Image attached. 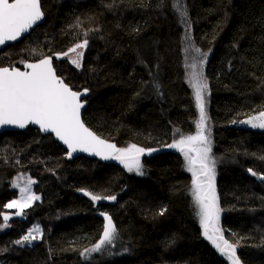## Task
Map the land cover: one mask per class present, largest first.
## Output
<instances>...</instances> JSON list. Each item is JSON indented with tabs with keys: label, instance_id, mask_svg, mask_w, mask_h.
<instances>
[{
	"label": "trees",
	"instance_id": "16d2710c",
	"mask_svg": "<svg viewBox=\"0 0 264 264\" xmlns=\"http://www.w3.org/2000/svg\"><path fill=\"white\" fill-rule=\"evenodd\" d=\"M40 1L44 23L0 51V67L22 68L87 39L80 68L54 60L58 76L90 92L83 120L92 131L146 151L138 174L115 159L70 161L33 127L0 135V228L8 226L0 264H232L204 236L192 175L183 154L168 149L197 132L179 4L191 42L211 53L205 78L219 229L239 264H264V131L234 126L264 111V0ZM20 173L36 181L40 199L18 216L5 205L18 198L10 181ZM85 191L116 199L95 203ZM102 213L125 255L89 263L84 255L96 258L88 250L102 238ZM33 225L41 238L31 247L16 243Z\"/></svg>",
	"mask_w": 264,
	"mask_h": 264
},
{
	"label": "snow or ice",
	"instance_id": "6c2138e0",
	"mask_svg": "<svg viewBox=\"0 0 264 264\" xmlns=\"http://www.w3.org/2000/svg\"><path fill=\"white\" fill-rule=\"evenodd\" d=\"M42 17L40 0H0V45H4L6 41H16ZM87 45L88 40L85 39L83 43H77L69 49V52L76 54L71 59V63L77 68L81 67L83 56V52H78L77 49H83ZM68 54V52L63 53V55ZM56 55L59 58L60 54ZM25 67L30 71L0 67V125H15L20 128L30 123L39 125L41 131L55 133L56 137L67 145L69 156L79 149L94 153L103 159L119 160L129 172L135 170L138 174H142L140 157L146 151L144 148L135 144L128 148H117L116 145L107 143L85 127L81 120V108L84 105L80 97L87 93V89L83 93L73 91L64 79L57 75L50 56L40 59L37 63H27ZM192 68L195 69L196 65L193 64ZM192 81L196 105L200 113L196 135H182L168 146L183 154L187 170L192 173V195L198 208L204 236L222 254L227 255L232 264H239L234 246L224 239L218 228L220 209L214 183L215 161L209 155L211 141L205 134L208 120L205 111V93L208 90V83L202 71H193ZM245 122L251 123L253 127L264 128V111ZM33 183L34 181L29 179L24 185L15 184V187H19L21 198L11 201L5 207L18 209L16 215H21L26 207H30L33 201L39 199V196L31 190ZM84 194L90 196L93 201L116 199L115 196L105 197L87 191ZM102 215L106 221L102 238L88 251H99L102 245L111 244L115 239L116 227L112 218L103 213ZM8 219L9 216L4 215V221ZM39 231L38 228L33 229L16 243L35 240Z\"/></svg>",
	"mask_w": 264,
	"mask_h": 264
},
{
	"label": "rangeland",
	"instance_id": "374dc122",
	"mask_svg": "<svg viewBox=\"0 0 264 264\" xmlns=\"http://www.w3.org/2000/svg\"><path fill=\"white\" fill-rule=\"evenodd\" d=\"M177 11H179V15H180V17L182 19L181 22L185 25V28H186L185 29V32H184L185 35H184V43H183V45H184L183 46L184 67H185L186 72H187V84H188V86L190 87V89H191V91L193 93V102H194V106H195V108L197 110V122H196V125H197V123L199 121V118H200V113H199V109H198V107L196 105L195 90H194V88L192 86L193 85L192 73H193V71H196V72H201L202 71L203 77L205 78V71L207 69V65H208V62H209L211 53H205V54L200 53V51L193 45V43L191 42V35H190L191 32L189 31V26L187 24V19H186V16H185V10H184V8H183V6L181 4L178 5V10ZM82 50L83 49H78V52H82ZM72 55H76V54L75 53H72L70 55V58L73 57ZM70 58H68V59H70ZM193 64L196 65V68L195 69L192 68V65ZM209 107H210V98H209V94H208V90H207V92L205 93V111H206L208 120H207L206 127H205V134L208 135V137H209V139L211 141L210 147H211V150H212V133H211V123H210V119H209ZM257 116H259V114L256 115V116H253V117H257ZM253 117H250L248 119L242 120L240 122H236V123H234V126L239 127V128H243V129L264 131V128H261V127H253L251 123H246L245 122V121L251 120ZM194 135H196V134H194ZM181 136H179L176 140L180 139ZM173 149L175 151H178L175 148H173ZM193 155H194V153H193ZM209 155H210L211 159L214 160L212 158L211 152H210ZM115 161H119V160H115ZM189 173L192 175L191 172H189ZM29 179H31L32 181H34V183L31 185V190L35 194V192H34V186L36 185V181L32 177H30L29 174H27V173H20V174L16 175L10 181L11 188L18 191V198L16 200H19L21 198V194H20L19 187H15L14 185L15 184L24 185ZM36 196H38V195H36ZM86 196H88V195H86ZM88 197H90V196H88ZM39 199H40V196H39ZM38 200L33 201L32 202V205L35 202H37ZM217 201H218V199H217ZM94 202L97 203L98 201H94ZM28 208L29 207H26L24 210H26ZM9 210L14 211L15 213L18 211V209H15V208L9 209ZM18 216H21V215H18ZM220 222H221V215L219 214L218 228H220ZM35 228H38L40 230L39 233L36 234V239L35 240H31V242L25 241V242L21 243L23 246H30L31 247V246L34 245V243H36L41 238L42 231H41V228H40L39 225H33L27 231V234L29 232H31L33 229H35ZM7 229H8V226H3L2 228H0V234L1 233H4ZM221 234H222V232H221ZM115 248H116V252H115ZM94 252H95L96 258H94L93 260H90V257L87 255L88 253H86L84 255V261L89 262V263H99V261H107V260H113V259H120L121 257H123V255H125V252H121L117 248V246H116V235H115V239L113 240V242L111 244H107L106 243V244H104V245L101 246V249L99 251H94Z\"/></svg>",
	"mask_w": 264,
	"mask_h": 264
},
{
	"label": "water",
	"instance_id": "95a60500",
	"mask_svg": "<svg viewBox=\"0 0 264 264\" xmlns=\"http://www.w3.org/2000/svg\"><path fill=\"white\" fill-rule=\"evenodd\" d=\"M40 3H41V1H40ZM41 9H42V7H41ZM42 12H43V10H42ZM44 21H45V16H44V12H43V17H42V19L41 20H39L31 29H29L28 30V32H26V33H23L22 35H21V37L20 38H18L16 41H6L5 42V44L4 45H0V51H2L4 48H6L7 46H9V45H15L16 43H18V42H20V41H22L24 38H26L28 35H30L31 33H32V31L33 30H35L38 26H40V25H42L43 23H44ZM68 53H69V51H67ZM52 57V63H53V67L55 68V66H54V60H56V61H58V62H62V61H67L68 60V58H67V55H63V53L62 54H60L59 55V58H57V55L56 54H54L53 56H51ZM39 60H37V61H33V62H29V63H37ZM8 68H10V67H8ZM14 68H18L20 71H30V69H28V68H26L25 66L24 67H22V68H20V67H14ZM11 69V68H10ZM56 69V68H55ZM56 73H57V71H56ZM58 75V74H57ZM63 79V78H62ZM66 83V82H65ZM73 90V89H72ZM73 91H75V90H73ZM81 93H83L84 92V90L83 91H80ZM89 96H90V92L89 91H87V93L86 94H82L81 95V97H80V100H81V102L83 103V107L81 108V120H82V122L85 124V122H84V120H83V113H84V111L86 110V108L88 107V101H87V99L89 98ZM30 127H33V128H35V129H37L43 136H52L53 138H54V140L57 142V143H59L66 151H67V156H68V159L70 160V161H73V160H75V159H77V158H80V157H85V158H87V159H92V160H97L98 162H100V163H103V164H105V163H107V162H110V161H112L113 159H103L101 156H98V155H95L94 153H89V152H83V151H80L79 149L77 150V151H75V152H73L72 154H71V156H69L68 155V152H69V150H68V148H67V145H65L58 137H56V135H55V133H51V132H44V131H41L40 130V128H39V125H36V124H28V125H26L24 128H20V127H17V126H15V125H0V135H2V134H6V133H11V132H22V131H26L28 128H30ZM85 127H87L90 131H92L86 124H85ZM92 132H94V131H92ZM95 133V132H94ZM96 134V133H95ZM97 135V134H96ZM97 136H99V135H97ZM100 137V136H99ZM101 139H103V140H105L107 143H111V144H114V145H116V147L117 148H119V146L117 145V143H115V142H112V141H108V140H106V139H104V138H102V137H100ZM169 150L171 149L170 147L168 148ZM195 155V154H194ZM142 156V155H141ZM259 179H262V177H260ZM264 180V179H263ZM104 217V216H103Z\"/></svg>",
	"mask_w": 264,
	"mask_h": 264
},
{
	"label": "flooded vegetation",
	"instance_id": "af4514ba",
	"mask_svg": "<svg viewBox=\"0 0 264 264\" xmlns=\"http://www.w3.org/2000/svg\"><path fill=\"white\" fill-rule=\"evenodd\" d=\"M73 57H75V55H74ZM73 57H72V58H73ZM72 58H70L68 62H69L71 65H73L74 67H76L74 64L71 63V59H72ZM76 68H77V67H76Z\"/></svg>",
	"mask_w": 264,
	"mask_h": 264
},
{
	"label": "bare ground",
	"instance_id": "6f19581e",
	"mask_svg": "<svg viewBox=\"0 0 264 264\" xmlns=\"http://www.w3.org/2000/svg\"><path fill=\"white\" fill-rule=\"evenodd\" d=\"M42 135V134H41ZM43 136V135H42ZM54 139V138H53ZM55 141V140H54ZM56 142V141H55ZM57 143V142H56ZM59 144V143H58ZM60 145V144H59ZM61 146V145H60ZM62 147V146H61ZM179 152V151H178ZM92 160V159H91ZM97 161V160H96ZM94 257V256H93ZM92 259V258H91Z\"/></svg>",
	"mask_w": 264,
	"mask_h": 264
}]
</instances>
